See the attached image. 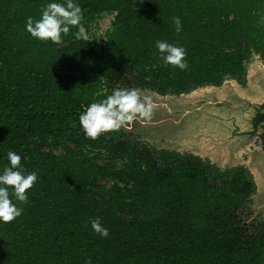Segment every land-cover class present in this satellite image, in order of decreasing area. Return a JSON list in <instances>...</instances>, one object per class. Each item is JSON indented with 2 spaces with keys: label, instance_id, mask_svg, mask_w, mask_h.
Segmentation results:
<instances>
[{
  "label": "trees",
  "instance_id": "trees-1",
  "mask_svg": "<svg viewBox=\"0 0 264 264\" xmlns=\"http://www.w3.org/2000/svg\"><path fill=\"white\" fill-rule=\"evenodd\" d=\"M47 2L0 0V169L13 150L38 174L21 216L0 222V264H264L246 167L157 149L130 123L95 140L79 123L113 88L245 85L253 55L264 61V0H77L83 19L72 32L114 16L98 46L83 33L58 44L31 37L26 18ZM157 39L183 46L189 67L165 65ZM97 217L107 238L91 227Z\"/></svg>",
  "mask_w": 264,
  "mask_h": 264
},
{
  "label": "water",
  "instance_id": "water-1",
  "mask_svg": "<svg viewBox=\"0 0 264 264\" xmlns=\"http://www.w3.org/2000/svg\"><path fill=\"white\" fill-rule=\"evenodd\" d=\"M262 74L256 80L247 68L245 85L226 79L178 95L155 92L164 102L161 121L150 123L163 135L157 149L191 153L221 169L244 166L256 191L264 190V68Z\"/></svg>",
  "mask_w": 264,
  "mask_h": 264
},
{
  "label": "clouds",
  "instance_id": "clouds-1",
  "mask_svg": "<svg viewBox=\"0 0 264 264\" xmlns=\"http://www.w3.org/2000/svg\"><path fill=\"white\" fill-rule=\"evenodd\" d=\"M83 19V10L77 0H48L40 10L39 18L28 16L25 30L31 37L53 43H60L63 36L70 33L76 39L82 36V30L72 32ZM264 24V16L261 17ZM175 31H182V21L179 16L172 17ZM154 47L158 50L165 65H172L180 70H186L189 65L186 49L167 40L157 39ZM154 102L151 96L145 95L144 90L138 87L113 88L111 94L104 99L93 101L79 114V123L84 135L90 139H97L102 133L119 130L121 127L141 118L150 121L153 117ZM8 164L0 169V222H11L21 216L23 207L29 200L28 190L38 180L36 171L28 172L21 163L19 153L7 152ZM95 233L102 238L109 236V230L99 217L90 221ZM91 264V261H85Z\"/></svg>",
  "mask_w": 264,
  "mask_h": 264
},
{
  "label": "rangeland",
  "instance_id": "rangeland-1",
  "mask_svg": "<svg viewBox=\"0 0 264 264\" xmlns=\"http://www.w3.org/2000/svg\"><path fill=\"white\" fill-rule=\"evenodd\" d=\"M113 20H114L113 15L98 19L91 25L89 33H86L82 29V33L84 34L85 39L88 42L92 43L93 45L98 46L97 42L94 44L95 38L102 39L104 35L112 28ZM247 68H249L250 75L254 79L258 80L260 79V77L263 76L262 69L264 68V61H262L258 56H255L247 64ZM144 94L151 96L154 102L155 107L153 110V117L150 121H146L141 118L134 119L132 122H130V125L134 123L136 124L133 125L134 134H141L144 137V141H146L148 144H150L155 148H160L161 145L164 144V141L162 139L163 135L160 134L157 124H150V123L151 122L159 123L161 121L160 118L162 117L164 112L163 111L164 102H162V100L159 99L160 97H158L155 91L147 90L144 91ZM93 154L103 158L105 152L101 148H95ZM102 184L108 187L110 186L111 182L102 180ZM258 185H260V183ZM252 199H253V204L251 205V209L253 212V216L257 217L258 219L264 220V190L261 186L259 188V191L258 190L256 191V194L252 197Z\"/></svg>",
  "mask_w": 264,
  "mask_h": 264
},
{
  "label": "flooded vegetation",
  "instance_id": "flooded-vegetation-1",
  "mask_svg": "<svg viewBox=\"0 0 264 264\" xmlns=\"http://www.w3.org/2000/svg\"><path fill=\"white\" fill-rule=\"evenodd\" d=\"M133 125H136V124H135V123L132 124V125L129 124V126H128L127 128H128V130H129V132H132V133L134 134V131H133L134 126H133ZM132 126H133V127H132Z\"/></svg>",
  "mask_w": 264,
  "mask_h": 264
}]
</instances>
